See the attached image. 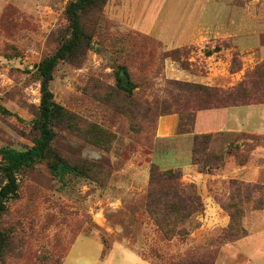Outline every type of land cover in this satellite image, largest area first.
<instances>
[{"label": "rangeland", "instance_id": "1", "mask_svg": "<svg viewBox=\"0 0 264 264\" xmlns=\"http://www.w3.org/2000/svg\"><path fill=\"white\" fill-rule=\"evenodd\" d=\"M75 1L0 0V149L23 151L33 146L37 133L32 120L42 97L37 66L68 38L66 11ZM146 1L133 4L140 11ZM120 2L104 0L88 10L84 23L91 47L84 61L61 62L51 83L55 101L68 113L56 128L53 145L68 161L83 166L87 174L59 182L44 163L21 171L19 196L7 204L1 218L9 245L0 264H63L80 237L77 252L99 250V244L87 238L97 237L108 249L123 243L153 264H256L236 248L225 255L223 249L229 244L218 241L231 223L227 207L242 206V227L248 234L253 230L249 216L264 210L250 209L255 196L245 192L244 180L220 175L228 162L248 161L256 146L264 145V139L252 137L242 152L235 145L219 152L213 137L200 154L208 165L206 170H212L205 174L200 173L202 166L194 163V138L188 149L177 140L157 137L164 110L177 112L203 101L201 92L179 87L177 83L183 81L171 77L168 63L192 73L205 72L215 63L207 61V53L221 52V70L233 73L243 70L242 57L247 54L234 50L231 40L211 43L197 54L194 47L167 50L159 40L133 29L130 21L121 18L124 3ZM236 6L243 7L242 3ZM263 61H252L235 85L218 88L237 89ZM121 66L136 84L133 100L117 87ZM254 83L253 91L259 94L248 95L249 101L264 102V82ZM216 155L225 161L213 158ZM187 160L194 166L193 173L175 169ZM153 166L181 170L183 181L197 185L205 204V212L179 226L180 234L172 238L164 235L146 211ZM3 184L0 175V187Z\"/></svg>", "mask_w": 264, "mask_h": 264}, {"label": "crops", "instance_id": "2", "mask_svg": "<svg viewBox=\"0 0 264 264\" xmlns=\"http://www.w3.org/2000/svg\"><path fill=\"white\" fill-rule=\"evenodd\" d=\"M133 2L136 0L120 2L124 3L121 18L130 21L133 29L159 40L167 50L194 47L197 54L211 43L231 40L234 50L247 54L242 57L243 70L233 73L221 70V52L207 58L208 62L213 59L215 63L205 72L192 73L168 63V71L175 80L209 87H230L240 80L241 73L251 67L252 61L256 64L264 60V0H148L140 11ZM239 3L243 7H237ZM202 134L213 135L219 152L223 147L233 145L239 146L242 152L252 137L264 139V104L167 115L158 122L157 137L160 140H177L188 149H191V140ZM189 155L191 151H188ZM188 161L178 163L175 169L193 173L194 166ZM220 176L264 184V145H257L244 165L235 164V160L228 162ZM249 217L253 227L250 234L227 245L223 251L228 255L229 250L236 248L238 254L261 264L259 260L264 261V212H253ZM87 238L96 241L99 250L75 251L80 237L63 264H153L123 243L112 244L104 256V243L97 237Z\"/></svg>", "mask_w": 264, "mask_h": 264}, {"label": "trees", "instance_id": "3", "mask_svg": "<svg viewBox=\"0 0 264 264\" xmlns=\"http://www.w3.org/2000/svg\"><path fill=\"white\" fill-rule=\"evenodd\" d=\"M100 2L104 4V0H77L68 6L66 11L69 22L68 38L52 56L45 58L37 66V76L41 82L42 97L40 106L32 120L33 129L37 133L33 146L23 151L11 147L0 149V175L4 179V184L0 187V261L9 245V235L1 227V218L7 211V204L19 196L20 185L18 176L21 171L32 168L36 164L44 163L52 176L59 182H65L70 177L82 178L87 174L83 166L68 161L53 145L56 137V128L62 121L67 119L68 113L62 105L55 101L51 83L54 80L55 70L61 62L69 61L78 64L84 61L91 47V37L84 23V17L88 10L98 6ZM178 50L180 49L172 50V52ZM214 53H207V56H211ZM263 67L264 64L252 74L247 75L246 81H242L237 89L232 91H224L218 87L188 82L177 83L180 88H190L196 92H201L203 101L192 105V107H186L185 105L183 110L177 112H170L166 109L160 116L264 104V102L251 103L248 99V95L256 96V94H259V92L253 91L254 82H264ZM122 71H124L125 79L121 76ZM117 81L118 89L124 92L128 99L133 100L137 87L131 81L130 74L125 66L120 67L117 73ZM146 106L148 105L146 104ZM212 138V134H202L194 137L193 158L197 166H202L200 173L210 174L212 171L206 170L208 165L200 157V154L208 149ZM216 157L222 158L223 162L225 161L222 155H216L213 158ZM246 162L247 160L245 159L243 161L238 160L240 165H244ZM183 177L181 170H161L158 166H153L151 169L150 188L146 197V211L168 238L179 235L181 232L179 226L185 224L193 217L203 214L206 209L197 185L195 183L186 184L183 181ZM242 184L245 192H251L256 197H252L253 205L252 203L250 204V209L252 211H263L264 185L246 181H242ZM245 204L249 205V203ZM240 207L242 206L239 203H235L226 208L231 216V223L224 231L226 235L218 241L221 245L236 243L249 235L242 227L241 220L245 213ZM109 250L110 248L108 249L105 245L103 255H107ZM183 264L204 263L191 261Z\"/></svg>", "mask_w": 264, "mask_h": 264}, {"label": "water", "instance_id": "4", "mask_svg": "<svg viewBox=\"0 0 264 264\" xmlns=\"http://www.w3.org/2000/svg\"><path fill=\"white\" fill-rule=\"evenodd\" d=\"M121 76H122V78H123V79H125V75H124V73H123V72L121 73Z\"/></svg>", "mask_w": 264, "mask_h": 264}]
</instances>
